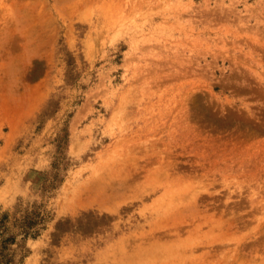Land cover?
I'll return each instance as SVG.
<instances>
[{
  "label": "rangeland",
  "instance_id": "374dc122",
  "mask_svg": "<svg viewBox=\"0 0 264 264\" xmlns=\"http://www.w3.org/2000/svg\"><path fill=\"white\" fill-rule=\"evenodd\" d=\"M264 264V0H0V264Z\"/></svg>",
  "mask_w": 264,
  "mask_h": 264
},
{
  "label": "trees",
  "instance_id": "16d2710c",
  "mask_svg": "<svg viewBox=\"0 0 264 264\" xmlns=\"http://www.w3.org/2000/svg\"><path fill=\"white\" fill-rule=\"evenodd\" d=\"M4 263H5V264H8V260H4ZM1 264H3V263H1Z\"/></svg>",
  "mask_w": 264,
  "mask_h": 264
}]
</instances>
